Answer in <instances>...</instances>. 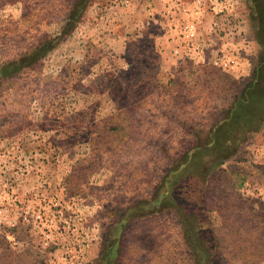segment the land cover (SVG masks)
<instances>
[{"label":"rangeland","instance_id":"1","mask_svg":"<svg viewBox=\"0 0 264 264\" xmlns=\"http://www.w3.org/2000/svg\"><path fill=\"white\" fill-rule=\"evenodd\" d=\"M153 1L0 0V264H264V123L201 175L264 61V0H201L192 43Z\"/></svg>","mask_w":264,"mask_h":264},{"label":"trees","instance_id":"2","mask_svg":"<svg viewBox=\"0 0 264 264\" xmlns=\"http://www.w3.org/2000/svg\"><path fill=\"white\" fill-rule=\"evenodd\" d=\"M255 79V82L246 86V89L241 94V98L235 101V103L232 105V108L229 111L231 116H228L224 119L223 122L225 123L221 127H223L222 130L224 131L226 129L225 127H228V139L224 142L219 141V138L213 140L210 147L212 151L211 158L208 164L205 166V169H203L204 166L201 168V175L204 171V174L206 175V173L214 170L220 165H223L230 158L233 152V144L236 138V133H238L239 130H241L240 133L245 132L246 130H255L262 123H264V61L258 65ZM245 116L247 118L246 120H243ZM170 190L171 188L166 191L165 195L168 199L174 198L173 191ZM177 204L178 203H176V206ZM190 204L192 205L193 203L190 202ZM180 213L182 230L186 238L189 240L192 237L191 231H193V226L199 222L197 221V214H195L197 212L193 209V207L192 209H189L187 206L186 209H180ZM197 231L198 229L196 232ZM201 245H203V242L200 238L198 243H194V248L199 249ZM205 253L206 251H204V253L202 252L197 254L195 260L196 264H205V262L211 264L209 255H206ZM201 254H205L204 260L200 259Z\"/></svg>","mask_w":264,"mask_h":264},{"label":"crops","instance_id":"3","mask_svg":"<svg viewBox=\"0 0 264 264\" xmlns=\"http://www.w3.org/2000/svg\"><path fill=\"white\" fill-rule=\"evenodd\" d=\"M154 1L156 2L155 7H153V9L150 12L145 13V14H148V15L152 14L150 16H152L153 19H155L156 17L161 18V19L163 17H165L167 30H171L172 25L177 23V20L175 17H179L183 21H185L187 19L186 14L183 15L182 13H179V14H177V16H175L176 12L172 11L174 8L173 5H176V2L174 0H154ZM158 4H160V6H158ZM184 5L186 8H187V6H188V8H190L189 9L190 12L193 10L192 6H194V5H192L190 7L189 3H187V2H185ZM215 5L216 6H215V8H213V11H216L219 8V4H217V2ZM198 10L199 11L195 15H193V17H200V16H204V14H206V13H204L203 10L202 11L200 9H198ZM218 10H220V9H218ZM193 20H195V19H193Z\"/></svg>","mask_w":264,"mask_h":264},{"label":"built area","instance_id":"4","mask_svg":"<svg viewBox=\"0 0 264 264\" xmlns=\"http://www.w3.org/2000/svg\"><path fill=\"white\" fill-rule=\"evenodd\" d=\"M213 4V8H215V4L216 2L214 0H210ZM194 6H195V9H193L191 12H190V8H187L185 7L184 3H181V4H176V8H178V10L180 11L179 13H182L183 15L186 14L188 15L190 18L193 17V15H195L199 10L200 7V2L201 0H194ZM218 4V3H217ZM219 7H220V4H219ZM212 8V9H213ZM183 25L181 26V29H182V36H183V39L184 41H186L187 43H192L193 41H195L196 39V30H197V22H196V19L195 20H191V19H187L182 23ZM174 53L175 54H178L179 53V49H175L174 50ZM222 61V64H224V66H227L229 63L227 62H223L224 59H220V62Z\"/></svg>","mask_w":264,"mask_h":264}]
</instances>
